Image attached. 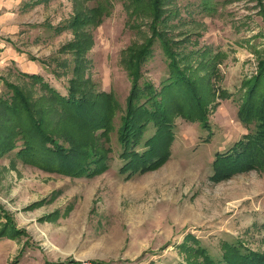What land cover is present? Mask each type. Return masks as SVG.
<instances>
[{
    "label": "rangeland",
    "instance_id": "374dc122",
    "mask_svg": "<svg viewBox=\"0 0 264 264\" xmlns=\"http://www.w3.org/2000/svg\"><path fill=\"white\" fill-rule=\"evenodd\" d=\"M110 2V16L86 28L90 48L81 71L90 79L87 90L112 94L123 112L132 82L122 52L145 42L152 18L131 22L129 0ZM162 3L168 18L158 30L179 69L196 81L195 94L208 99L207 126L176 116L185 104L178 96L179 102H169L175 116L168 159L156 169L120 172L117 112L111 131L88 141L93 151L103 149L108 168L72 176L52 169L39 153L18 155L25 134H33L23 119L15 129H23V140L0 154V264H203V251L221 264L227 246L234 259L223 264H264V167L213 176L212 164L217 153L226 154L256 130V123L247 127L241 121L239 108H246L264 72V0ZM95 5L96 0H0V97L9 95L10 85L17 87L35 111V100L46 91L27 76L32 74L65 94L75 64L68 46L74 37L64 25ZM151 53L140 83L159 90L170 60L158 40ZM261 89L259 94L264 80ZM143 133V142L152 135L163 138L151 125Z\"/></svg>",
    "mask_w": 264,
    "mask_h": 264
},
{
    "label": "trees",
    "instance_id": "16d2710c",
    "mask_svg": "<svg viewBox=\"0 0 264 264\" xmlns=\"http://www.w3.org/2000/svg\"><path fill=\"white\" fill-rule=\"evenodd\" d=\"M162 1L129 0L127 4L131 22L142 15L151 17L152 22L151 35L145 42L141 45L132 44L122 52L121 64L132 82L131 95L123 112L112 94L87 90L90 79L82 77L84 72L81 70L85 68L83 56L90 48L86 28L98 27L112 11L110 0H96L95 6L87 11L75 13L64 25L74 37L68 46L73 48L71 53L75 64L72 77L68 80L69 85L65 87L66 93L62 94L58 89L45 83L40 75L26 74L41 81L46 91L39 100H35V111L30 110L28 98L17 87L10 85L9 95L0 97V154L15 150L16 140H23L25 134L23 129L19 131L15 129H19L21 121L25 119L31 122L33 134H25L26 147L18 148V155L22 153L36 158L39 153L40 160L48 161L52 169L63 175L81 176L95 170L102 171V168H108L103 159L104 151L102 148L100 153L93 151L88 141L107 135L112 129L111 119H114L117 112H122L116 132L122 150L120 159L124 160L119 171L124 172L129 168L141 173L156 169L168 159L169 144L173 138L171 118L175 114L206 127L208 123L205 106L208 99L202 100L195 94L196 81L188 79L179 69L178 60L174 57L176 54L169 48L168 42L161 37L158 30L160 24L168 18V15H162ZM62 30L63 26L56 28L57 33ZM156 40L160 42L164 54L170 60L168 78L161 84L159 90L149 81L140 83L143 77L142 68L151 56V47ZM80 75L81 77H78ZM261 78L264 80V72L254 81L249 101L245 103L246 108L244 105L239 108L241 121L247 127L256 123V130L252 135L245 136L243 141L237 142L226 154H216V160L212 163L213 176L248 166L264 167V92L259 94L263 91ZM209 95L213 96L212 90L207 91V96ZM178 96L180 102L177 101ZM172 100L179 103L184 101L185 104H179L178 112L171 117L169 102ZM149 125L156 129L155 134H161L163 138L152 135L144 142L141 141L144 129L146 130ZM71 131L80 136H73L70 134ZM158 140L161 141L158 143ZM34 143H38V146H34ZM139 146L145 150L139 153L137 150ZM157 146H161L158 152ZM13 237L15 233L12 234L11 238ZM226 250L228 253L221 256L224 261L219 260L221 264L225 261L231 263L234 259V250L228 246ZM202 256L203 264H216L207 252L203 251Z\"/></svg>",
    "mask_w": 264,
    "mask_h": 264
},
{
    "label": "built area",
    "instance_id": "2783aa9c",
    "mask_svg": "<svg viewBox=\"0 0 264 264\" xmlns=\"http://www.w3.org/2000/svg\"><path fill=\"white\" fill-rule=\"evenodd\" d=\"M79 264H96V263H91V262H88V261H82Z\"/></svg>",
    "mask_w": 264,
    "mask_h": 264
}]
</instances>
